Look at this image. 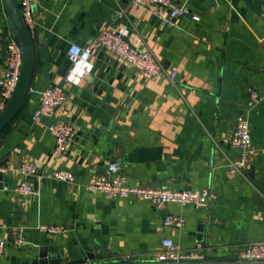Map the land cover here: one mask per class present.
Returning <instances> with one entry per match:
<instances>
[{
	"label": "crops",
	"instance_id": "0c3cea01",
	"mask_svg": "<svg viewBox=\"0 0 264 264\" xmlns=\"http://www.w3.org/2000/svg\"><path fill=\"white\" fill-rule=\"evenodd\" d=\"M173 1L199 20L180 16L163 26L165 9L132 0H34L30 87L0 132V264H32L42 247L63 264H160L152 258L164 238L182 249L200 243L196 251L204 258L190 264H264L238 257L245 244L264 240V0ZM123 27L127 42L176 72L173 83L143 78L99 46L92 49L91 73L77 85L64 82L70 43L86 47L102 28ZM8 31L17 39L0 0V76ZM55 84L64 87V103L32 122L39 91ZM250 89L260 95L257 103ZM240 113L256 154L252 175L228 178L227 163L238 157L229 139ZM57 120L68 121L72 133L65 152L53 157L47 126ZM26 159L36 165L28 179L34 193L16 194L17 168ZM111 161L121 163L130 185L207 188L216 199L159 207L89 191L90 175ZM58 169L71 171L74 180L52 178ZM168 213L185 224L165 226Z\"/></svg>",
	"mask_w": 264,
	"mask_h": 264
},
{
	"label": "built area",
	"instance_id": "2783aa9c",
	"mask_svg": "<svg viewBox=\"0 0 264 264\" xmlns=\"http://www.w3.org/2000/svg\"><path fill=\"white\" fill-rule=\"evenodd\" d=\"M132 2L140 7L155 6L165 9L166 14L160 17L163 26H171L173 20L180 16H188L194 21L199 20V16L193 13L186 4H176L173 0H132ZM17 5L30 35L34 24V0H17ZM126 35L127 28L125 27L119 30L102 28L97 37L86 47L70 43L67 49L69 65L63 75L64 82L68 85H77L91 73L93 69L91 60L92 49L95 46H99L107 53L134 67L143 78L156 79L164 77L173 83L176 72L164 67L151 51L133 47L125 40ZM20 67V47L17 39L8 31L4 69L0 76V112L4 109L16 88ZM248 92L251 102L257 103L260 100L261 97L255 89H250ZM38 94V104L31 114V120L34 123H39L42 116H53L56 108L64 103L65 100V90L63 85L60 84L45 87ZM47 128L54 139L52 156L58 157L66 150L72 127L68 121L57 120L48 124ZM229 143L231 147L238 151V157L228 161L225 174L228 178H233L236 175L245 176L251 170L256 150L251 145L249 122L242 113L236 116ZM17 173L19 180L13 188L14 193L22 195L33 194L34 191L28 179L36 174L35 163L29 159L22 161L17 168ZM50 176L57 180H74V174L66 169L55 170ZM87 189L89 191H98L108 198L143 199L159 207L167 203L196 205L216 199V194L207 188L196 191L130 185L119 161H111L101 171L93 172L88 179ZM163 224L179 228L185 224V218L181 215L168 213L163 219ZM40 228L47 232L60 231L58 227L52 226H41ZM18 242H21L20 235ZM197 249H201L200 243H197L192 249H182L172 239L164 238L161 241V248L153 254L152 261L160 264H190L204 258L202 253L196 251ZM4 251L5 242L0 239V257L4 254ZM238 257L249 262L264 260V240L245 244L240 250Z\"/></svg>",
	"mask_w": 264,
	"mask_h": 264
},
{
	"label": "water",
	"instance_id": "95a60500",
	"mask_svg": "<svg viewBox=\"0 0 264 264\" xmlns=\"http://www.w3.org/2000/svg\"><path fill=\"white\" fill-rule=\"evenodd\" d=\"M5 11L12 22L13 28L16 32L17 41L21 51V67L19 79L12 96L6 103L4 109L0 112V132L1 130L10 123L19 112L26 94L29 90L33 69H34V58L31 38L26 25L20 15L19 7L16 0H3ZM218 91H216V96ZM3 163H0V168ZM252 175V171H248ZM2 179V172H0V180ZM257 193H254L253 199L257 198ZM103 252L100 251V254ZM86 258L93 259L94 255L86 253ZM81 263L84 260L80 261ZM32 264H63L62 258L56 253H49L45 247L40 248L38 257L33 261ZM75 264V262L65 263ZM144 264V263H143ZM145 264H148L145 262Z\"/></svg>",
	"mask_w": 264,
	"mask_h": 264
},
{
	"label": "trees",
	"instance_id": "16d2710c",
	"mask_svg": "<svg viewBox=\"0 0 264 264\" xmlns=\"http://www.w3.org/2000/svg\"><path fill=\"white\" fill-rule=\"evenodd\" d=\"M8 125V124H7ZM6 128V127H5Z\"/></svg>",
	"mask_w": 264,
	"mask_h": 264
}]
</instances>
